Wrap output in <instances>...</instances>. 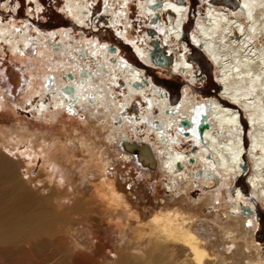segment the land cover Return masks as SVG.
<instances>
[{"label":"bare ground","instance_id":"1","mask_svg":"<svg viewBox=\"0 0 264 264\" xmlns=\"http://www.w3.org/2000/svg\"><path fill=\"white\" fill-rule=\"evenodd\" d=\"M136 1L151 31L141 45L125 29L128 0H103L96 18L144 66L185 77L176 103L117 47L79 32L97 27L91 5L65 0L71 27L0 24V264H264V0H199L201 19L183 0ZM154 39L166 63L150 56ZM192 51L214 69L215 95L192 90ZM27 104L32 119L16 116ZM20 146L42 161L35 177L9 152ZM247 160L249 196L235 187Z\"/></svg>","mask_w":264,"mask_h":264},{"label":"rangeland","instance_id":"2","mask_svg":"<svg viewBox=\"0 0 264 264\" xmlns=\"http://www.w3.org/2000/svg\"><path fill=\"white\" fill-rule=\"evenodd\" d=\"M8 1V6L5 7L4 6V2ZM79 2H84L86 5H91L93 8V13L92 18L93 21H96L94 24L96 25L99 16L102 14V2L103 0H78ZM128 6H129V12H128V16H126L125 20L128 23V26L125 28L127 30L128 28V35H130V39L135 40V42H137V44L141 45V43L139 42L140 38H143V34L145 30H148L149 33V27H144V24H149V22L147 21L148 18H143L139 16L138 14V9H137V4H136V0H128ZM185 3H190L191 6L193 4H195V16L198 19H201V12L202 11V7L199 4V0H183ZM19 3V5L17 6L16 4ZM65 3V0H35V3L29 2L27 0H0V24H6V22H9L11 20H14L16 23H19L20 25L26 22H28V24L31 27H37L39 29H54V28H61L63 26L66 27H71L73 26L70 23V19L69 17L65 14V12L62 11V6ZM90 3V4H89ZM233 2H231L232 5ZM37 4V5H36ZM212 4V3H211ZM228 4H224L221 2V0H216L215 5L216 7L219 8H223L225 7L224 5H227L230 7ZM17 7V9H15V7ZM32 6V8H31ZM36 6L39 7V10H36ZM229 7H225L230 9ZM233 7V6H232ZM32 9V10H31ZM198 10V14H196ZM38 12V13H37ZM165 18H166V14H164ZM98 19H97V18ZM103 17L104 16H100ZM129 18V19H128ZM196 18L194 19L193 23H192V27L195 29V21ZM97 19V20H96ZM73 23V22H72ZM124 23V22H123ZM120 26L121 28L123 26ZM105 25V24H104ZM190 25V22L189 24ZM78 26V25H77ZM188 27V26H187ZM147 28V29H146ZM193 29V32L195 33ZM78 30V28H77ZM84 31V30H83ZM79 32L81 33H86L85 35H87V38H98L99 42L101 43H108L109 45L113 44L115 47H117L120 50V56L124 57L125 59L129 60V62H131L135 67H138L139 70H143L144 74L149 77L150 79H152L154 81V83L158 86L163 87L166 91H168L171 94V99L172 101H174L176 103V101L179 99V95L180 92L182 90V88L186 85L183 75L179 76L177 74H174V76H172L170 73H166L165 70H167L166 67L164 66H158V67H154V68H150L147 66H144L142 64L143 60H141L138 55L135 53V51L131 48V46L128 44H125L123 40H121V38L118 36V34L116 33L115 29L111 27V29H109V27L107 26H103L102 24H100V21H98L97 27L96 29H87L85 30V32H82V30ZM162 35V34H161ZM140 36V37H139ZM163 36V35H162ZM163 40V37H162ZM122 41V42H121ZM165 49L164 51L167 50V45L163 44L162 45ZM153 47V46H152ZM190 49V47H188ZM5 52L3 55L5 56L4 61H7L10 57V53L8 52V48L7 46L4 47ZM166 52L169 53V51L167 50ZM172 53V52H171ZM170 53V54H171ZM2 55V58L4 57ZM188 55V53H187ZM193 59L197 60V63L195 64V66H199V73H198V81L196 83L193 84L192 86V90H194V92L200 94L201 96L207 97L209 95H215V93L217 92V90L215 89V84L212 82L216 76H215V71L212 68V66L207 62V59L205 60L200 54L192 51V55H190ZM206 56V54H205ZM189 58V57H188ZM141 61V63H140ZM192 61V60H191ZM193 62V61H192ZM145 64V62H143ZM195 63V62H194ZM149 66H151L149 64ZM198 68V67H197ZM196 69V68H195ZM202 74H205L206 78H201L200 76ZM177 75V76H176ZM211 75L213 80H211ZM6 80V78L4 77V75H0V83L4 82L3 81ZM122 85H118L117 86V91L120 92L123 91L122 90ZM178 96V98L176 100H174L176 97ZM48 98H50V96H47ZM174 98V99H173ZM36 100H38V98H35ZM34 99V100H35ZM33 104L36 103V101H32ZM174 104V103H172ZM140 106L137 103V100L134 101L132 107H131V111L133 114H136L139 112ZM31 105L27 104L26 109H20L18 108V112L16 113V116L18 117H26L27 119H32L31 113ZM241 116L243 117V113L241 114ZM244 119H246L244 117ZM248 129V128H247ZM248 130L244 131L242 130V134H246V137H248ZM139 135H141V133H139ZM185 149H188L189 144L186 142L183 144ZM9 148V152L11 153L12 156L16 155V154H20L21 159L23 160L24 165L26 166L27 169H29V172L27 171V169H22L21 172L24 173V176H32L35 177L41 167L42 161L41 159H38V161H36V163H34L33 165L30 164L29 160L30 157L27 154L23 153L24 148L22 146H20L18 149H14V150H10L11 147ZM18 150V151H16ZM13 151V152H11ZM21 151V152H20ZM20 152V153H19ZM250 161H246L244 164L249 165L250 170L248 171L245 170L242 175H239V177H237L236 179V184L237 186H235L236 188H243V192L246 194V196L250 195V191L249 188L247 186L248 184V174L251 173V164L249 163ZM248 168V166H247ZM163 180L158 179V181H156L157 185L159 186V193L158 195L164 196L165 192H164V188L162 186L161 183H163ZM240 186V187H239ZM163 188V189H162ZM246 188V189H245ZM249 194V195H248ZM257 208L259 209V214H257V217L259 219V222L256 224V226L258 227L256 229V232L254 235H256L255 239L256 242L260 245V247H262V251H261V255L264 257V233H263V237L259 239V234L261 233V229L262 227H264V214L261 212L262 209L264 208V204L262 203H258ZM262 208V209H261ZM209 210H211L210 207H207L204 209V214H206ZM261 212V214H260ZM263 259V258H262ZM264 261V260H263Z\"/></svg>","mask_w":264,"mask_h":264},{"label":"water","instance_id":"3","mask_svg":"<svg viewBox=\"0 0 264 264\" xmlns=\"http://www.w3.org/2000/svg\"><path fill=\"white\" fill-rule=\"evenodd\" d=\"M236 2H237V0H234V2H233L232 4L235 5ZM157 4H158V5L161 4V1H158ZM155 17H157V15H155ZM149 32H151V31H149ZM152 43H153V48H152L151 51H150V56H151V54H152V55H153V54L159 55V56H157V57H160V58L163 57V59H164L163 63H166V62L168 61L169 58L164 54L163 50H162L161 47H160V44H159L158 40H157V39H154ZM109 50H111V51H115V46H114L113 44H111V45L109 46ZM153 56H154V55H153ZM204 59H205V58H204ZM152 60H155V59L152 58ZM197 72H198V71H197ZM67 75H68V77H70V78L73 77V74H72L71 72H68ZM200 77L203 78V77H206V76H205V74H202ZM210 78H211V80H213V79H212V75H211ZM212 82L215 84L214 81H212ZM133 85H134V86H138L139 83L136 82V81H134V82H133ZM215 88H217V86H215ZM72 89H73V87H72L71 85H67V86H66V90L71 91ZM206 116H207V114H206L205 110H204V109H201L200 112H199L198 120H197V122H196V127L194 128V129L196 130V134H197V136H198L200 139H202V137H203V129L208 125V124H207V120H206ZM188 123H189V121H188L187 119H182V120H181V124H182V125H187ZM243 167H245V165H243Z\"/></svg>","mask_w":264,"mask_h":264},{"label":"trees","instance_id":"4","mask_svg":"<svg viewBox=\"0 0 264 264\" xmlns=\"http://www.w3.org/2000/svg\"><path fill=\"white\" fill-rule=\"evenodd\" d=\"M194 5H195V4H194ZM245 189H246V188H245ZM263 233H264V227H262V229H261V233L259 234V239L263 237V236H262Z\"/></svg>","mask_w":264,"mask_h":264},{"label":"flooded vegetation","instance_id":"5","mask_svg":"<svg viewBox=\"0 0 264 264\" xmlns=\"http://www.w3.org/2000/svg\"><path fill=\"white\" fill-rule=\"evenodd\" d=\"M151 35V34H150ZM154 36V34H152ZM146 66V65H145Z\"/></svg>","mask_w":264,"mask_h":264}]
</instances>
